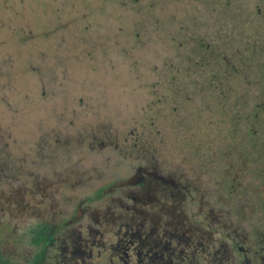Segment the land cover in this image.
I'll return each mask as SVG.
<instances>
[{"label":"rangeland","instance_id":"374dc122","mask_svg":"<svg viewBox=\"0 0 264 264\" xmlns=\"http://www.w3.org/2000/svg\"><path fill=\"white\" fill-rule=\"evenodd\" d=\"M239 1L234 10L247 9ZM215 6L0 0V250L6 257L20 263L35 251L32 233L40 227L76 240L78 225L117 219L134 192L152 199V213L141 217L148 225H180L199 240L223 244V252L234 250V239L250 255L259 249L264 256V209L252 179L247 175L225 196L230 182L189 164L192 158L177 151L173 119L158 118V105L171 102L152 67L173 56L170 36L179 26L219 28ZM139 166L174 179L180 191L170 198L149 182L142 190L117 186L106 193Z\"/></svg>","mask_w":264,"mask_h":264},{"label":"trees","instance_id":"16d2710c","mask_svg":"<svg viewBox=\"0 0 264 264\" xmlns=\"http://www.w3.org/2000/svg\"><path fill=\"white\" fill-rule=\"evenodd\" d=\"M206 1L216 3L220 27L179 26L173 56L150 71L171 102L158 105V118L173 119L177 151L189 164L230 182L225 196L248 175L264 209V0H240L249 6L237 11V0Z\"/></svg>","mask_w":264,"mask_h":264},{"label":"flooded vegetation","instance_id":"af4514ba","mask_svg":"<svg viewBox=\"0 0 264 264\" xmlns=\"http://www.w3.org/2000/svg\"><path fill=\"white\" fill-rule=\"evenodd\" d=\"M136 176L137 183L128 185ZM149 182L161 186L170 198L180 191L174 179L139 166L132 176L115 183L106 193L117 186L125 191L135 187L142 190ZM97 195L98 199L105 197ZM126 197L130 204L121 205L115 215L117 219L95 224L82 222L76 228V240L70 236L63 239L60 230L40 227L32 233L35 251L19 263L11 260L14 256L6 257L0 250V264H264L259 249L250 255L234 239L231 243L234 250L223 252V244L203 237L199 240L196 233L180 225L156 221L148 225L141 217L153 209L152 199L142 198L138 192ZM77 211L78 215L82 213L81 207Z\"/></svg>","mask_w":264,"mask_h":264},{"label":"water","instance_id":"95a60500","mask_svg":"<svg viewBox=\"0 0 264 264\" xmlns=\"http://www.w3.org/2000/svg\"><path fill=\"white\" fill-rule=\"evenodd\" d=\"M136 183H137V176L134 177V178H132L127 184H128V185H134V184H136Z\"/></svg>","mask_w":264,"mask_h":264}]
</instances>
